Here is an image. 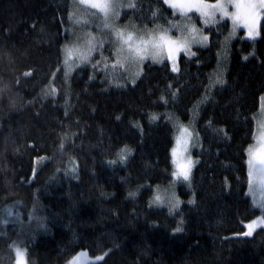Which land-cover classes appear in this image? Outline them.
I'll list each match as a JSON object with an SVG mask.
<instances>
[{"label":"trees","instance_id":"trees-1","mask_svg":"<svg viewBox=\"0 0 264 264\" xmlns=\"http://www.w3.org/2000/svg\"><path fill=\"white\" fill-rule=\"evenodd\" d=\"M72 9L73 0H0V264H16V244L27 264L81 252L104 258L79 264H264V229L242 237L262 215L246 153L264 95V19L256 40L240 31L228 43L223 21L205 28L208 47L179 57L178 72L146 62L134 85H116L90 64L65 75ZM122 16L150 31L176 19L162 0H135ZM181 125L193 130L197 163L171 212L151 198L173 179Z\"/></svg>","mask_w":264,"mask_h":264},{"label":"snow or ice","instance_id":"snow-or-ice-1","mask_svg":"<svg viewBox=\"0 0 264 264\" xmlns=\"http://www.w3.org/2000/svg\"><path fill=\"white\" fill-rule=\"evenodd\" d=\"M163 3L169 5L173 10L179 11L182 18L181 22L171 23L170 28H175L181 35L174 37L169 34V29L148 32L146 35H136L131 31L114 30L115 40L111 41L114 46L113 51L115 55V59L112 63L113 71L120 67L126 70L127 67L132 65L138 67L148 57L155 62H161L166 55L168 60L175 63V58L181 51L194 55V53H191V45L193 43L207 42L208 37L203 35V29L197 28L192 22V17L189 16L190 12L195 11L198 13L204 25L216 23L217 13H219L221 19L223 17H230L233 21V31L230 35L234 34L237 25L243 23L248 29L249 37H255L257 35V10H264V0H215L214 3H210L209 0H163ZM78 4L89 6L93 9H97L99 13H102L104 17V28L106 29L110 28L108 20L112 16H118L119 8L124 6L118 3L117 0H78ZM230 5L234 7L235 11H229ZM128 7L134 8L135 4L129 3ZM93 15H95V13H93ZM76 22L79 23V19H77ZM89 37L84 47L65 46L64 67L66 76L68 72L71 71L72 67L75 66L73 57L83 63L89 60L92 52L96 50L97 47L103 48V41H97L91 34H89ZM101 55H103L102 52ZM104 59L107 60L108 58ZM96 66H94V69ZM138 74L139 73L136 75ZM134 82L135 78L133 77V83ZM216 82L223 83L219 75H217ZM51 92L54 94L55 89H51ZM161 99L164 98L161 97ZM155 118V116L152 117V119ZM261 127L264 129V123H262ZM190 137L191 133L186 127L181 125L180 135L176 138V145L171 150L172 163L175 165L176 169L172 175L174 177H183L184 180L189 179L192 166L191 160L183 154L187 151L188 138ZM258 140V146L253 147L250 145L247 150L249 154V177L251 184V178L254 173L258 174L260 190L264 192V130L260 132ZM126 159V149H121L118 153V160L123 163ZM109 163L115 164L117 161H110ZM130 195H134V193H130ZM173 199L174 194L168 201L170 204V211L172 207L176 206ZM155 201L163 202L159 194L156 195ZM258 222L264 223V217L258 218V221L250 222L247 225L249 230L244 233V235H251L254 230V225ZM176 231H180V229L178 228ZM16 254L17 264H23L25 250L16 247ZM70 264H75V258Z\"/></svg>","mask_w":264,"mask_h":264},{"label":"rangeland","instance_id":"rangeland-1","mask_svg":"<svg viewBox=\"0 0 264 264\" xmlns=\"http://www.w3.org/2000/svg\"><path fill=\"white\" fill-rule=\"evenodd\" d=\"M117 2L124 5V6L119 8V15L118 16H112L108 20V24L110 25V28L106 29V28H104V17H103L102 13H99V11L97 9H93L89 6L79 5L78 0H73V9H72V12L70 15V21H71L72 26L69 27L70 28L69 32L71 31L73 35L71 36V39L69 40L67 45L68 46L84 47L87 40L90 38L89 34H91V36L95 37L97 41H103L104 46H103V48L97 47L96 50H94L92 52L89 60H87L83 63H81L79 60H76L75 57H73V59L75 60V66L72 67L71 71L75 68L78 69L79 67H82L86 64H90L92 66L98 65V66H96L97 69L104 72L105 78H107L112 84L121 85L125 82H128V83L134 85L137 82V80L139 79V77L141 76V74L143 72V66L146 62H151L153 64H158V65L168 63L174 72H178V70H179L178 60H179V57L181 55L193 57L195 55V49L206 48L209 46L210 37L205 32V28L216 27L219 23H221L223 21H228L231 24V33L233 31V21L230 17H223L221 19L219 13H217V22L216 23H210L208 25H204L202 20L199 18V14L196 13L195 11H193V12L189 13V16L192 17V22L195 24V26L197 28L203 29V35H206L208 37L207 42L193 43L191 45V53H194V55L187 54V53L181 51L176 56L175 63L168 60L166 55L164 56V58L161 62H155L150 57H148L138 67L136 65H132L130 67H127L126 70H125V68L120 67V68H117L115 71H113L112 63H113V60L115 59V55H114V51H113L114 46L112 45L111 41L115 40L114 30L131 31V32H134L136 35H146L148 32H155V31H150V30H145V29L139 28V27L135 26L134 24H132L131 21L128 23H126V21H122V18H123L122 14L125 11L132 9V8L128 7V4L129 3L135 4V0H117ZM210 3H214V2H210ZM166 6L169 9H171L173 11L174 15L176 16V19L173 20L171 23L181 22L182 18H181L179 11L173 10L171 7H169V5H166ZM229 11L230 12L235 11L234 7L230 5ZM257 12H258L257 26H256L257 35L255 37H249L248 29L243 25V23H241V24L236 26L234 34L229 35V38L227 40L228 43L231 42L232 40H234L238 36L240 31L245 32L244 33L245 39L253 41V40H256L259 38L261 22L264 19V10L258 9ZM93 13H95V15H93ZM194 16H196L199 19L200 24L197 23L196 18ZM77 19H79V23L76 22ZM170 24H169V28H168L169 34L174 36V37L180 36L181 33L178 32L175 28H170ZM156 31H159V30H156ZM101 52L103 53V55H101ZM225 52H226V50L224 49V54H225ZM94 56H99V58L95 61V64H93L94 62H89L90 59ZM104 58H108V59L105 60ZM106 65H107V69H106ZM71 71H69V72H71ZM137 73H139V74L136 75ZM123 75H125V79L122 77ZM133 77L135 78L134 83H133ZM254 121H255L254 141L251 145L253 147H256V146H258V143H259L258 138H259L260 132L262 130H264L261 127L262 123H264V95L262 96L261 101H260V108L254 116ZM184 127H186L188 129V131L191 133V137L188 138L187 151L183 153L184 156L189 158L191 160V163H192L190 174H189V179L184 180L183 177H174L172 175L173 179H172L171 183L169 184V186L164 187V188H162L160 186H155L154 191H153V195L151 198V205L156 206V207L166 208L169 210L170 204L168 201H169V198L172 197V195L174 194L173 202L175 203L176 206L171 208V212L178 210L179 207L181 206L182 201L178 197V187H179V185H186L187 187H191V177H192L193 170L195 169V166L197 163L196 159L192 155V149L197 147V145H198L197 144L195 146V140L196 139H195L193 130L189 126H184ZM179 135H180V126L178 127V129L175 133L174 146L176 145V138ZM248 149H249V147H248ZM246 155H247V169H248V196L250 197L253 206L256 209L260 210V212L262 213V215H260L258 217V218H261V217H263V213H264V206H262V205H264V192H261V190H260L258 174L254 173L253 177L251 178V184H250L249 166H248V160H249L248 151H247ZM175 170H176L175 165H173V172ZM133 193H134V195H137L139 193V190H135ZM158 194L162 197L163 202H156L155 201V197ZM5 214H7L8 216H11L12 214L14 215V208L6 209ZM258 218L255 219L254 221H258ZM1 219L3 221H20L21 216L16 213V216L11 218V219H3L2 217H1ZM247 225H246L245 233L248 232V230H249ZM262 228L264 229V223L258 222L256 225H254V230L252 231L251 235H243L242 237H252L258 229H262ZM16 247L24 249L21 246H19L18 244H16L13 247L15 253H16ZM84 256H87L88 260H91V263L100 262L104 258V256L92 257L87 252H81L74 257L75 258V264H79V260H84ZM73 259H72V261H73ZM70 262L68 264H70ZM16 264H17V254H16ZM23 264H27L26 250H25L24 257H23Z\"/></svg>","mask_w":264,"mask_h":264}]
</instances>
